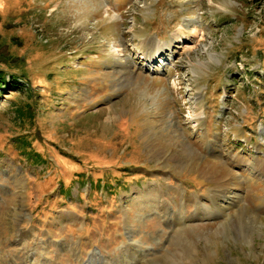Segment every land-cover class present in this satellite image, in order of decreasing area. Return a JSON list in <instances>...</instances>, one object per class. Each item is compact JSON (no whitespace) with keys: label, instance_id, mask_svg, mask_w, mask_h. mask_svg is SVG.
I'll return each mask as SVG.
<instances>
[{"label":"rangeland","instance_id":"obj_1","mask_svg":"<svg viewBox=\"0 0 264 264\" xmlns=\"http://www.w3.org/2000/svg\"><path fill=\"white\" fill-rule=\"evenodd\" d=\"M0 67V264H264V0H0Z\"/></svg>","mask_w":264,"mask_h":264},{"label":"trees","instance_id":"obj_2","mask_svg":"<svg viewBox=\"0 0 264 264\" xmlns=\"http://www.w3.org/2000/svg\"><path fill=\"white\" fill-rule=\"evenodd\" d=\"M22 88V78L0 67V94L7 88Z\"/></svg>","mask_w":264,"mask_h":264},{"label":"bare ground","instance_id":"obj_3","mask_svg":"<svg viewBox=\"0 0 264 264\" xmlns=\"http://www.w3.org/2000/svg\"><path fill=\"white\" fill-rule=\"evenodd\" d=\"M155 53H157V52H155ZM153 56H154L153 53L149 54V57L151 59L153 58ZM194 157H196V156L194 155ZM198 168L203 174H206L215 180L220 181L225 175L224 172L221 170V167L216 162L205 161V162H202V165L198 166Z\"/></svg>","mask_w":264,"mask_h":264}]
</instances>
